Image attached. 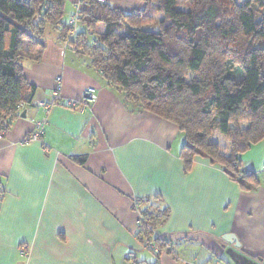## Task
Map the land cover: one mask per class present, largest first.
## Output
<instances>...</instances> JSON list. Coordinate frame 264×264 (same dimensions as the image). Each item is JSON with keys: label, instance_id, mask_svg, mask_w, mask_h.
<instances>
[{"label": "crops", "instance_id": "0c3cea01", "mask_svg": "<svg viewBox=\"0 0 264 264\" xmlns=\"http://www.w3.org/2000/svg\"><path fill=\"white\" fill-rule=\"evenodd\" d=\"M80 3L67 0L68 21ZM106 4L125 13L144 7L140 0ZM45 40L39 61L22 62L34 102L0 137V264H154V252L137 239L135 200L169 212L155 235L172 253L159 264H264V184L245 191L204 159L186 172L177 126L128 103L55 30ZM58 86L63 102L51 104ZM91 88L98 100L90 108L66 105ZM41 122L42 137L30 141ZM249 152L242 169H263L264 141Z\"/></svg>", "mask_w": 264, "mask_h": 264}, {"label": "trees", "instance_id": "16d2710c", "mask_svg": "<svg viewBox=\"0 0 264 264\" xmlns=\"http://www.w3.org/2000/svg\"><path fill=\"white\" fill-rule=\"evenodd\" d=\"M85 1L82 30L73 34L67 0H0V137L20 108L34 102L36 87L27 82L22 62L41 59L52 29L128 103L178 127L186 172L204 159L245 191L263 185L258 173L242 169L241 159L264 141L263 0H187V10L179 0H140L143 9L132 13ZM159 13L164 17L156 23ZM101 23L103 34L96 30ZM217 130L231 144L228 157L213 140ZM4 193L0 181V198ZM134 205L137 239L159 264L163 252L172 253L170 243L155 235L169 212L143 208L140 200Z\"/></svg>", "mask_w": 264, "mask_h": 264}, {"label": "rangeland", "instance_id": "374dc122", "mask_svg": "<svg viewBox=\"0 0 264 264\" xmlns=\"http://www.w3.org/2000/svg\"><path fill=\"white\" fill-rule=\"evenodd\" d=\"M84 1L85 0H81V3H80V5H83L84 8L82 6L77 7V9L73 13V15L70 16L69 25L72 27V30H73L72 33L73 34H75L76 32H78V30L82 29L81 27H83L82 24H81V22H80V19L82 17V13L88 9V5L86 4L87 2L85 1L86 3H84ZM104 4H106V0H105V3ZM179 6H180V8L182 10H187V8H189V3L187 2V0H179ZM77 12H78V15L79 16L76 19H74ZM163 17H164V15L162 13H159V14L154 15L153 19H154V21L156 23H158L159 21H161L163 19ZM68 19H69V13H67V20ZM71 19H72V21L74 19L75 22L73 23L71 21ZM96 30H97V32L99 34H103L105 32L104 31L103 33H100V30L97 29V28H96ZM215 135H216V138L214 139V137H213V140L215 141V143L218 144V146L220 148V153L225 156V154H223V151H226L227 152V156H225V157H228L230 155V153H231V144H230V142L226 139V137L224 135L221 134V132L219 130L215 131L214 136ZM219 139H221V140H219ZM224 140L228 141L229 145H225V142L226 141L224 142ZM250 155H251V153L248 152V153L244 154L241 157V159H242V161L244 163V166H246V165L248 166V164H249L248 161H250ZM261 171H262V169L260 171H258V173H260L258 175H260V177H263Z\"/></svg>", "mask_w": 264, "mask_h": 264}, {"label": "built area", "instance_id": "2783aa9c", "mask_svg": "<svg viewBox=\"0 0 264 264\" xmlns=\"http://www.w3.org/2000/svg\"><path fill=\"white\" fill-rule=\"evenodd\" d=\"M98 2L100 4H104L105 0H98ZM84 3H86V2L84 1ZM78 16L79 15H78V12H77L74 19H76ZM74 19H73V21L71 19V21L73 23L75 22ZM97 100H98V94H97L95 89L91 88V89L86 90L83 93V95H82V97L80 99H78V100H69L66 103V105L70 106L72 108H76V109H80L81 111H84V110L90 108L91 105L95 104L97 102ZM56 102H59V103L63 102V100H62V98L60 96V87L59 86H58V89L55 91V93L53 95V99H52V103L51 104L56 103ZM63 104H65V103H63ZM36 105L37 106H41V107H46L47 106L46 104L40 103V102L39 103L37 102ZM44 122H41V123H39L37 125V131L29 138L30 141L31 140L32 141L33 140H38V139H40V137H42V135H43V125H44L43 123ZM262 170L264 171V167H263ZM250 172L255 173V174L258 173V171L256 169H252ZM250 172H248V173H250Z\"/></svg>", "mask_w": 264, "mask_h": 264}, {"label": "water", "instance_id": "95a60500", "mask_svg": "<svg viewBox=\"0 0 264 264\" xmlns=\"http://www.w3.org/2000/svg\"><path fill=\"white\" fill-rule=\"evenodd\" d=\"M228 243H232V244H238V241L236 239V237L233 236H228L224 238ZM246 264V263H243Z\"/></svg>", "mask_w": 264, "mask_h": 264}]
</instances>
